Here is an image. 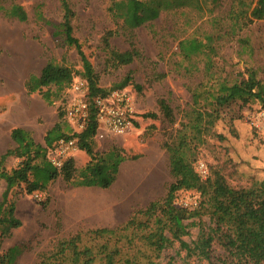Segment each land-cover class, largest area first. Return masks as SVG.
I'll return each mask as SVG.
<instances>
[{
	"label": "rangeland",
	"instance_id": "rangeland-1",
	"mask_svg": "<svg viewBox=\"0 0 264 264\" xmlns=\"http://www.w3.org/2000/svg\"><path fill=\"white\" fill-rule=\"evenodd\" d=\"M67 1L74 12L73 36L93 67L98 86L110 89L129 78L126 88L135 98L138 125L126 136H107L93 145L96 153L116 147L125 157L115 182L108 189L77 187L61 177L50 183L43 193L21 195L24 185L12 189L8 199L15 204L14 214L21 226L11 229L9 236H1L3 228L0 227V256L16 246L20 249L16 264H39L60 241L77 232L114 228L125 223L135 210L162 199L173 182L165 144H170L175 131L193 117L191 90L200 83L208 86L218 79L234 81L242 74L245 76L247 69H253L264 84V20L254 21L243 29L235 27L233 31V22L229 19L232 0H165L168 4L156 19L135 29L128 28L112 9L115 2L125 0ZM14 4L26 11L25 21L5 14L2 7L9 9ZM63 14L60 0H0L2 150L9 145L8 134L12 127L30 131L34 140L45 146V133L58 121V111L68 100L70 85L83 71L76 50L65 44L63 36L55 35L54 25L62 22ZM108 31L114 33L109 40L110 48L103 44ZM206 34L214 37L217 48L211 78L204 77L200 61L195 62L198 71H186L189 64L178 53L181 40ZM131 44L140 56L128 65L115 67L110 49L124 52L132 48ZM53 67H67L73 73L69 79L33 93L26 91L24 83L29 76L42 77ZM160 99L173 110V123L160 112ZM259 108L257 103L247 106L232 103L221 108L220 118L198 148L195 167L202 162L209 171H219L235 189L250 188L263 180L264 136L249 125V115ZM148 113L155 114V118L145 117ZM73 159L76 174L89 161L82 151ZM18 162V159H10L7 170ZM5 186L0 180V202ZM199 202L198 193L182 191L175 204L193 209ZM108 212L119 218L106 220L103 216ZM203 221L209 224L208 217H203ZM198 232V227L191 225L188 235L183 237L191 248ZM230 262L231 258L215 239L209 261L173 242L156 264Z\"/></svg>",
	"mask_w": 264,
	"mask_h": 264
},
{
	"label": "trees",
	"instance_id": "trees-1",
	"mask_svg": "<svg viewBox=\"0 0 264 264\" xmlns=\"http://www.w3.org/2000/svg\"><path fill=\"white\" fill-rule=\"evenodd\" d=\"M60 3L64 14L62 22L54 25L55 35L63 36L65 44L76 50L83 68L82 73L78 74L86 81L90 95L104 97L113 90L125 88L128 77L110 89L98 86V77L81 44L73 36L71 19L74 12L67 0H60ZM167 4L165 0H125L115 2L112 9L128 28L135 29L156 19ZM2 8L8 17L21 22L27 19V13L20 5ZM229 19L233 22V31L235 27L243 29L254 21L264 20V0H232ZM113 35L108 31L103 37L106 48H110L109 40ZM214 42V37L206 34L178 43L179 55L189 64L186 71H198L195 62L200 61L204 77L211 78L213 57L217 54ZM131 47L124 52L110 49L115 67L128 65L140 56L134 44ZM72 73L67 67H53L42 77L29 76L24 87L28 93H33L69 79ZM206 86L200 83L191 90L193 117L175 131L170 144H165L173 178L166 195L149 202L143 209L135 210L121 225L79 231L60 241L53 252L42 257L39 264H156L163 251L173 242H177L182 249L190 248L196 256L209 261L215 239L231 258L230 264H264V179L250 188L235 189L219 171L208 170V176L203 179L195 169L198 148L220 118V109L232 103L241 106L257 103L259 109L264 110V84L255 70L247 69L245 76L242 74L234 81L218 79ZM158 107L169 123L175 121L173 110L164 99L158 101ZM155 116L153 113L145 115L148 118ZM96 127L91 116L86 128L76 135L79 151L89 157L87 164L77 174L73 158L65 161L63 167L57 170L46 157L47 148L69 131L62 108L58 111V121L45 133V146L37 143L30 131L21 127L11 129L10 138L14 146L0 156V180L6 185L0 202L1 236H9L11 229L21 226V221L14 214L15 204L8 199L16 186L24 185L21 195H32L45 192L58 177L66 183L85 188L108 189L115 182L125 157L116 147L100 154L94 152ZM8 158L19 160L10 170L6 168ZM182 191L198 193L199 205L193 209L176 205L177 195ZM205 216L209 219L208 225L203 221ZM191 225L199 229L192 248L183 240ZM19 252L16 246L9 248L0 256V264H16Z\"/></svg>",
	"mask_w": 264,
	"mask_h": 264
},
{
	"label": "built area",
	"instance_id": "built-area-1",
	"mask_svg": "<svg viewBox=\"0 0 264 264\" xmlns=\"http://www.w3.org/2000/svg\"><path fill=\"white\" fill-rule=\"evenodd\" d=\"M68 94L62 110L69 131L47 148L46 152L47 160L57 170L79 151L76 135L86 128L91 116L97 125L94 135L96 141H102L107 136H126L136 129L137 123L135 98L126 87L113 90L104 97L91 96L86 81L77 77L72 81ZM249 125L264 136L263 109L249 115ZM195 169L201 178L208 176L204 163L198 162Z\"/></svg>",
	"mask_w": 264,
	"mask_h": 264
},
{
	"label": "crops",
	"instance_id": "crops-1",
	"mask_svg": "<svg viewBox=\"0 0 264 264\" xmlns=\"http://www.w3.org/2000/svg\"><path fill=\"white\" fill-rule=\"evenodd\" d=\"M12 128H14V127H12ZM11 128V129H12ZM11 129L9 130V134H8V146H7V148L6 149H3L2 150V147H0V156L2 155V154H4L9 148H12L13 146H14V143H13V141L11 140V138H10V132H11ZM10 159H12V158H8L7 159V161H6V164H8V163H10Z\"/></svg>",
	"mask_w": 264,
	"mask_h": 264
},
{
	"label": "bare ground",
	"instance_id": "bare-ground-1",
	"mask_svg": "<svg viewBox=\"0 0 264 264\" xmlns=\"http://www.w3.org/2000/svg\"><path fill=\"white\" fill-rule=\"evenodd\" d=\"M97 205H99V204H97ZM100 206V205H99ZM104 209H106V208H104ZM106 220H114V219H117V218H119V216H117V215H113L112 214V212H108V213H106V214H104V216H103Z\"/></svg>",
	"mask_w": 264,
	"mask_h": 264
}]
</instances>
